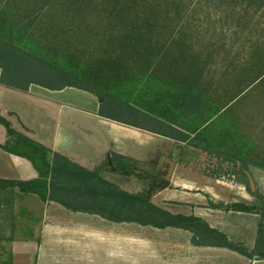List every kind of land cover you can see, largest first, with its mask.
Returning <instances> with one entry per match:
<instances>
[{
  "label": "trees",
  "instance_id": "obj_1",
  "mask_svg": "<svg viewBox=\"0 0 264 264\" xmlns=\"http://www.w3.org/2000/svg\"><path fill=\"white\" fill-rule=\"evenodd\" d=\"M213 1L231 13L239 7L264 12V0H198L207 6ZM189 5L190 0H0V82L20 90L37 84L88 91L99 99L100 116L173 139L180 161L190 152H206L233 162L247 178L250 166L264 169V156L236 110L251 95L264 98V38L250 46L245 61L229 66L230 74L214 77L209 45H197L182 23ZM243 18H235L241 31L249 28ZM0 125L7 132L0 146L27 158L38 173L28 181L0 179V191L16 188L114 221L184 228L195 245L264 260V193H253L252 203L226 205L260 216L250 248L198 216L153 203L151 191L165 187L163 179L150 181L147 192L130 193L103 175L107 167L131 174L136 160L112 153L90 170L17 131L1 112Z\"/></svg>",
  "mask_w": 264,
  "mask_h": 264
},
{
  "label": "crops",
  "instance_id": "obj_2",
  "mask_svg": "<svg viewBox=\"0 0 264 264\" xmlns=\"http://www.w3.org/2000/svg\"><path fill=\"white\" fill-rule=\"evenodd\" d=\"M70 88L73 87L53 90L31 84L27 90H20L0 82V112L17 131L87 169L98 167L112 153L136 160L138 163L133 166L131 174L124 175L112 167L103 171L106 179L130 193H135L130 188L135 184L136 173H143L138 172L140 165L154 166L151 176L144 170L146 174L141 178L148 184L159 178L166 181L165 187L155 188L166 201L164 209L201 217L211 227L233 239L228 231L229 224H226V221L229 222L227 216L219 215L211 208L195 206L200 200L199 192L184 196L179 189L172 188L174 185L191 189L189 185L194 184L195 189L203 190L192 174H179L184 161L176 157L179 150L173 139L100 116L99 101L92 107H78L82 116L73 118L71 109L62 110L71 106L63 101V94ZM56 107L58 115L52 118L55 119L52 129L48 122V110H55ZM6 140V129L0 125V145ZM165 159L175 161L169 180L165 178L166 167H169ZM37 176L36 169L27 158L0 146V179L28 181ZM217 195L224 205L243 202L234 199V196ZM28 196H35L42 203L34 246L30 248L28 241L17 245L16 239L10 245L0 242V264H140L137 255H141L146 262L148 258L159 264H264V260L250 259L227 247L195 245L191 242L192 232L184 228H158L135 221H114L97 213L69 209L55 200H41L36 194L22 193L16 188L11 193L7 189L0 191L1 237L9 235L4 227L6 209L3 206L7 202L23 201ZM182 204L188 210L185 213L170 208ZM239 241L243 242L242 239Z\"/></svg>",
  "mask_w": 264,
  "mask_h": 264
},
{
  "label": "rangeland",
  "instance_id": "obj_3",
  "mask_svg": "<svg viewBox=\"0 0 264 264\" xmlns=\"http://www.w3.org/2000/svg\"><path fill=\"white\" fill-rule=\"evenodd\" d=\"M183 11L185 13L182 23L189 26L187 31L192 34V40L196 44L198 42L197 45L201 43L208 44L209 50L207 52L214 55H212V75L214 77H219L226 72L230 74L232 66H229L233 63L245 61L249 55L250 46L257 38H260V40L264 38L263 10L251 9L245 11V8L239 7L235 8L234 12L236 13H231V10L218 6L217 1H213L210 6H207L200 4L198 0H190L189 7L183 8ZM236 15H244L243 19L249 23L247 30L241 31L238 29L239 27H236ZM63 96L65 99L63 101L69 102L71 106L63 107L62 110L65 112L71 109L73 118H81L82 116V112L78 107H92L93 103L99 101L96 96L93 97L87 91L75 87L67 89ZM249 97L244 100L236 111L240 115L241 127L256 143L257 153L264 156V98L252 99ZM41 110L45 112L44 109ZM57 112L58 107L55 110L52 108L48 110L50 116L48 122H50L52 129L54 127L52 122L55 121L52 118L57 117ZM73 132L76 133L75 130ZM183 161L180 165L183 169H180L179 174L182 172L192 174L193 177L199 180V187L203 188L204 191L195 189L194 184L189 185L191 189L174 185H172V188L179 189L184 196H191L199 192L200 200L195 206L211 208L217 214L227 216L229 222L226 221V224H229L228 231L233 238L230 239L236 242H242L239 241L242 239V243L251 248L256 239L260 216L256 213L227 209L226 205L220 206L221 203L217 193L234 196V199L243 202H254L255 196L253 193H264V169L250 166L248 174L254 183V190H252L248 174L246 178L233 162L224 161L222 158L198 151L183 155ZM155 162H158V159H155ZM144 170H147V175L151 176L155 171V167L149 166V164L140 165L138 172L143 173H136L135 184L132 186L133 188H130L135 192H147L149 190L148 181H143L141 178L146 174ZM206 185L208 186L206 187ZM150 195L153 203L162 208L166 207L164 203L166 201L158 194V190L154 189ZM215 198L216 201H213ZM41 206L42 203L35 196H28L23 201L16 203L12 201V204L7 202L3 206L6 209L4 227L9 235L5 238L0 236V242L10 245V242L16 239L17 245H20L28 241L30 248H33ZM170 208L184 213L188 211L183 204L170 206ZM13 233L16 235H13ZM137 257H139L137 260L140 264H159L148 258L146 262L141 255H137Z\"/></svg>",
  "mask_w": 264,
  "mask_h": 264
},
{
  "label": "water",
  "instance_id": "obj_4",
  "mask_svg": "<svg viewBox=\"0 0 264 264\" xmlns=\"http://www.w3.org/2000/svg\"><path fill=\"white\" fill-rule=\"evenodd\" d=\"M165 161L167 162V164L169 166L168 167V171H167V175L165 176V178L167 180H169L170 177H171V174L173 172V169L175 167V161L174 160H170V159H165ZM248 178H249V182H250L251 189L254 190V183H253V181H252V179H251V177H250L249 174H248Z\"/></svg>",
  "mask_w": 264,
  "mask_h": 264
}]
</instances>
